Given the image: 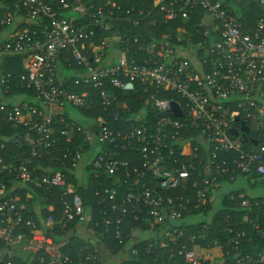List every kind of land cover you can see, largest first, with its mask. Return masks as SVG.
<instances>
[{"label":"built area","instance_id":"1","mask_svg":"<svg viewBox=\"0 0 264 264\" xmlns=\"http://www.w3.org/2000/svg\"><path fill=\"white\" fill-rule=\"evenodd\" d=\"M154 1L149 14L110 0H0V27L13 28L9 34H0V139L4 140L0 151L17 144L29 155L10 163L0 157V176L13 174L20 190L29 186L59 189L63 227L76 219L86 225L92 239L103 225L105 233L113 230L114 238L122 244L120 228L129 217L147 223L149 232L156 225L163 226L164 240L157 246L148 244L144 251L154 256L153 262L168 255L169 260L180 259L181 264H225L232 252L250 241L246 230H236L238 224L229 223L228 217L223 243L215 240L199 245L208 231L207 225H202V234L188 238L190 250L183 245L175 252L173 244L189 232L183 227V216L191 208L199 211L214 203L213 192L225 178L232 185L238 178L262 181L264 177V139L250 138L239 129L235 137L230 133L238 123L264 122V0ZM251 7L258 10L253 24L248 19ZM60 10L72 15L62 16ZM156 13L163 24L180 21L182 26L151 38L134 53L127 37L112 31L121 24L137 28L143 17L149 19L151 14L148 26L156 27ZM18 25L20 29H16ZM196 39L199 42L191 45ZM114 42L121 55L105 62ZM62 56L83 70L74 79V86L81 88L79 93L56 83L61 79ZM14 58L21 61L22 72L17 76L4 70ZM128 84L132 89H126ZM135 85L152 116L143 112L120 122L131 107L116 93H132ZM93 91H97L104 117L85 123L82 116L81 122L65 121L62 113L53 112V107L63 112L66 105L92 110ZM14 95L15 102H11ZM57 123L64 125L59 136L54 132ZM112 123H121L120 128ZM6 129L23 132L8 137ZM77 137L81 142L75 150H62L63 142ZM122 153L137 155L141 170L118 159ZM43 159L61 163L60 169L46 171L41 166ZM61 160H68L74 169L87 162L94 179L100 175L112 178L124 170L125 179L131 180L130 192L119 199L116 189L96 190L100 210L97 221L89 226L91 214L84 211L80 197L67 183ZM188 189L191 196L165 194ZM239 192L240 207L247 212L241 223L264 239L260 214H264V202L252 201L243 190ZM0 197V242L6 247V264H12L18 251L33 254L39 264H99L87 246L82 260L69 261L64 253L66 243L53 242L34 223H26L30 238L24 241L22 223L27 207L7 195L4 182H0ZM10 212L8 221L5 218ZM52 224L48 218L46 226ZM129 253L131 259L138 256L133 249ZM237 264H264V251L239 257Z\"/></svg>","mask_w":264,"mask_h":264},{"label":"trees","instance_id":"2","mask_svg":"<svg viewBox=\"0 0 264 264\" xmlns=\"http://www.w3.org/2000/svg\"><path fill=\"white\" fill-rule=\"evenodd\" d=\"M111 2H115L119 4L122 8H128L130 6L134 7H140L144 8L149 14L153 10V5L151 0H110ZM9 5L13 6V2H9ZM257 10V9H256ZM62 14V16H67L69 12H65L60 10L59 12ZM71 16L72 14L69 13ZM146 16V13H144ZM155 17L158 19L159 23L156 27L150 28L148 26V20L153 18V15L151 14L149 16V19H144L140 22L139 27L137 28H131L127 25H118L114 26L113 32H120L121 35L126 36L128 39V46L129 49L134 53L137 48L147 42L150 41L151 38H159L162 34L172 29L175 31L176 27H181L182 24L180 21H176L174 23L170 24H163L162 22V16L159 14H155ZM12 26L9 27H0V32L6 31V29H11ZM21 26H16V29H20ZM192 29H196L194 27V24H191ZM33 29L38 30V27H33ZM133 29V30H132ZM138 37L137 43L133 42L134 37ZM199 42V39H196V42H193V44ZM95 44L99 43V40L94 41ZM120 47V45H119ZM132 54H128V57H130ZM67 57L62 56L60 60V70L58 71V74H60L61 79L56 81L57 85L60 86V88L66 89L67 91H74L75 93H79L81 91L80 87L74 86V79L75 76L80 73H83V70L76 66L74 62H71V59H69L70 67H68V63L65 62V59ZM5 71L13 73L14 76H17L22 72L21 70V61L19 58H14L11 61H8L4 68ZM13 85L19 86L17 81H13ZM137 86L135 85L134 92H124L119 91L117 92V96L120 97L121 100L128 103V105L131 107V111L127 113L126 115L122 116V121L129 120L131 116L141 115L143 112L149 114V116H152L149 113L148 106L144 102V98L141 99V94H138ZM137 92V93H135ZM19 93V92H17ZM97 91H93L94 96V107L90 111H86L84 109L82 110H76L70 107L71 111L75 112H81L82 117L84 119L88 118H96L97 116H105V113L101 111L99 108V105L97 103ZM16 94V93H15ZM111 113V111L109 112ZM80 114V113H79ZM63 118H65V121H71L72 119L69 118L68 112H64L62 115ZM81 117V115H80ZM121 123H112L111 125L120 128ZM238 124H235V127ZM64 125L63 124H55L54 128L55 130L62 129ZM21 131V129H20ZM23 132V131H21ZM15 135L17 133L15 132ZM258 135V136H257ZM256 138L260 139V134L255 135ZM75 140V142H74ZM72 140L70 143L63 142V149L69 148L71 151L76 149V146L81 142V138H76ZM4 141L2 138L0 139V142ZM65 141V140H63ZM254 143V142H253ZM29 156L28 152L25 147L19 146L17 144H10L5 146L4 151H0V157L4 158L5 162L10 163L16 159L19 158H25ZM50 159V158H49ZM118 159L121 161H127L131 166L134 168L140 169V161L137 155L133 154H126L122 153ZM65 164V172L66 175V181L69 185H71L74 190L76 191L77 195L80 197L82 207L85 212L91 214V220L89 222V226H92L93 221H97V213L100 210L98 207V203L100 199L95 196V191L99 190L102 191L103 189L107 188L109 190L116 189L118 190V198L121 199L123 195H126L130 192V185L131 180L125 179V172L124 170L120 171L118 176L115 177H107L104 175H100L98 179L93 178V172L92 169L89 167L87 168L88 176L86 181L78 182L75 176V169L71 167V164L68 160H61ZM41 166L47 171L49 169L57 170L60 169L61 163L50 162V160L43 159L41 161ZM130 171V170H129ZM41 175V173H37ZM255 179V178H253ZM257 180V179H256ZM227 178H225L226 182ZM0 182H4L6 185V193L11 198L15 199L19 203L26 204V207L31 210L30 212L24 214V221L22 223V233L24 236V241L28 240L30 238L27 230L26 223H34L39 230L40 233L46 235V236H52L54 241L56 243H60L63 241V239L66 237L67 234H71L72 237L68 239V245L65 248V255L68 256L69 261L72 262H78L82 260L87 252L85 250L86 243L85 240L81 239L79 236H76L77 232L80 231L83 226L82 224H79L76 219L73 221H70L65 224V226H61L62 222L64 220V208L62 206V197L60 195V190L56 188H50V189H36L32 186H29L28 188L19 189V186L17 184V181L13 174H4L0 176ZM248 183H250V180H247ZM258 182V180H257ZM80 183V184H79ZM239 191L237 192H224L222 195L216 200L214 203H208L206 208H203L199 211H193L192 208L190 209L189 214L183 216V227H188L189 232L188 234H184L183 238L180 239V241L177 244H173L175 246V252L176 250L180 249L181 246L186 245L188 250L191 249V245L188 242V238L191 235H200L202 234L201 228L202 225H207L208 231L203 235L205 238V242L198 241L199 245H206L211 244L213 241L217 240L220 243H223L227 235L224 233V228L226 227L227 222H225L226 217L229 219V223H237V229H244L246 230L247 238L250 239V241H245L242 243L239 251L237 253H231L229 255L228 260H226L225 264H237V260L239 257L242 256H255L263 253L264 251V239H261V237L251 231L249 227H247L245 224L241 223V216L245 213L241 207H240V201L238 199ZM167 195H184V196H191V190L188 189L186 191L178 190L176 192H166ZM231 196H234V199H230ZM1 198V197H0ZM43 199L46 200L45 204H42ZM259 201L264 202V198H253L252 201ZM218 202V204H217ZM51 206L52 211H49L47 207ZM36 208H39V210H36ZM255 214V211L249 214L250 217H252ZM260 214H262V217L264 218L263 211H260ZM194 215H200L205 220L202 222H192L190 219ZM12 213H8L6 215V220H11ZM116 216V215H115ZM51 217L52 221H54L55 224L52 228V231L50 232L44 222L47 218ZM114 218V216H113ZM1 218H0V225H1ZM60 222V223H59ZM264 227V224L262 225ZM147 223L141 222V221H133L131 218L127 217L123 224L121 225V237H122V244H119L118 241L114 238V232L113 230L105 233V229L103 225H100V227L97 229V232H101V237L98 238L97 241V247H99V251H96L95 255L99 258L103 257V253L107 254L108 257H113L115 259H118L120 255L122 256V253L126 255L127 261L126 264H181L180 259L175 260H169L168 255H165L163 257L157 258L156 262H153L154 256L153 255H146L145 248L148 244H152L154 246H157L158 243L161 240H164L165 236L162 233L163 226L156 225L154 230L152 232H149L147 229ZM145 234L146 236L143 238L138 234ZM99 234V233H98ZM203 239V240H204ZM5 245L0 242V250L4 249ZM100 248H103L102 250ZM135 250L138 254L137 258H132L130 255L131 250ZM93 250V248H91ZM131 259V260H130ZM118 262H120V259H118ZM7 258L5 257L1 264H6ZM12 264H24L19 258H13L11 260ZM30 264H39L36 261V257L30 262ZM44 264H47L45 262ZM100 264V262H99Z\"/></svg>","mask_w":264,"mask_h":264},{"label":"crops","instance_id":"3","mask_svg":"<svg viewBox=\"0 0 264 264\" xmlns=\"http://www.w3.org/2000/svg\"><path fill=\"white\" fill-rule=\"evenodd\" d=\"M154 0H152V5H153V8H154ZM130 7H133V8H135L136 10H141V11H143V12H145L146 10L144 9V8H140V7H134V6H130ZM257 8L256 7H251L250 8V11H249V14H248V19H249V21H250V23H252L253 24V22L255 21V17H256V14L258 13V10H256ZM156 14H158V13H156ZM73 17H77V14H75V15H73ZM12 29L13 28H11V29H6V31H2L0 34H9L11 31H12ZM195 42H196V40H195ZM196 44V43H195ZM195 44H191V45H195ZM188 50V49H187ZM182 54H184L183 52H182ZM121 54H120V52L117 50V45L115 44V42L112 44V47L107 51V58L105 59V62H108L109 61V59H114V58H118L119 56H120ZM185 55V54H184ZM60 76V75H59ZM15 96L16 95H14L13 97H11V99H10V101L11 102H15ZM125 102V101H124ZM125 103H127V102H125ZM128 104V103H127ZM129 106V105H128ZM53 112H55V113H62V115L64 114V112H66V109L64 108V110H63V112L61 111V110H57L56 109V107H53ZM80 113V114H79ZM80 115L82 116V114H81V112L79 111H77V112H75V111H71V113L70 112H68V116H69V118L70 119H72L73 121H80L81 120V117H80ZM95 119V118H94ZM94 119H92V118H88V119H84L83 121H85V123H89V121H93ZM81 122V121H80ZM238 122V121H237ZM247 128H248V132L247 133H244L242 130H241V125L238 123V125L235 127L234 126V130L236 131V129H239V130H241L244 134H245V136L247 135V136H249L250 138H256V134H260V138H262V139H264V122L263 121H259L258 119H254L251 123H249L248 125H245ZM64 130V126L62 127V129H60V130H55V128H54V132H55V136H59V134L61 133V131H63ZM22 131V130H21ZM20 131V129H17V130H13V131H11L10 129H6L5 130V133H6V135L5 136H8V137H15L16 135H15V132L17 133V134H20V133H22ZM230 133H231V131H230ZM231 135L232 136H234L235 137V135H233L232 133H231ZM258 136V135H257ZM254 142H256V141H254ZM254 144H256V143H254ZM90 156H93V152H91V155ZM88 168V166H87V162H85V163H83V164H81L80 166H78V168H75V176H76V179H77V181L78 182H80L81 183V181H86L87 180V174H88V172H87V169ZM242 180H246L245 178H238V181H236L234 184H230L229 182H225V183H223L222 184V186L218 189V190H216V191H214L213 192V196L216 198V200H218V198L222 195V193H224V192H228V191H230V192H236V191H239V190H243L242 188H240V187H238V186H240V182L242 181ZM246 182H247V180H246ZM254 182L256 183L257 181H251L250 183H248V184H254ZM259 183H264V180H263V178H262V181H258ZM79 183V184H80ZM45 202H46V200L45 199H43V201H42V204H45ZM24 204V203H23ZM25 206H26V204H24ZM47 209L49 210V211H52V207L51 206H49V207H47ZM36 210H39V208H36ZM31 210H29V208L27 207V209H26V213H28V212H30ZM49 218H51V217H49ZM48 219V218H47ZM47 219L45 220V222H44V224H45V226H46V223H47ZM51 221H52V219H51ZM62 222V221H61ZM52 226L51 227H47L46 226V228L51 232L52 231V228H53V226L55 225V224H58V223H55L54 221H52ZM60 223V222H59ZM89 224V223H88ZM61 226H63V224L61 225ZM65 226V225H64ZM82 226H83V228L80 230V231H78L77 232V234H76V236H79L81 239H83V240H85V243H86V245H87V247L88 248H93V251H94V253H96V251H99V247L98 248H96L97 247V241H98V238H100L101 237V232H97V230H95L96 231V233H97V236L94 238V239H92L89 235H88V233H87V227H86V225H84V224H82ZM39 231V230H38ZM99 233V234H98ZM42 234V233H41ZM48 237H50L51 239H52V241L53 242H55L54 241V239L52 238V236L50 235V236H48ZM72 237V235L69 233L68 234V236H67V238L64 240L63 239V241H61V242H64V243H66V246L68 245V239L69 238H71ZM56 243V242H55ZM101 250L103 249V248H100ZM87 252V251H86ZM104 255H103V257L102 258H100V264H118V259H120V260H124L125 258H126V255L125 254H123L122 253V256L120 255V257L118 258V259H115L114 258V261L115 262H112L111 260H109V257H108V255L107 254H105V253H103ZM6 257V247L4 248V249H2V250H0V264L2 263V261H3V259ZM15 258H19L24 264H30V262H32V260L33 259H29V258H21V256L19 255H17ZM98 258V257H97ZM99 259V258H98Z\"/></svg>","mask_w":264,"mask_h":264},{"label":"rangeland","instance_id":"4","mask_svg":"<svg viewBox=\"0 0 264 264\" xmlns=\"http://www.w3.org/2000/svg\"><path fill=\"white\" fill-rule=\"evenodd\" d=\"M70 14L68 13L67 14V17L69 16ZM65 109L67 112H70L71 113V109L69 106H65ZM263 180H264V177H263ZM238 181V179L236 180ZM240 188L243 189V191L250 197H253V198H264V183H259V182H254V184H248L246 182V180H242L240 182V186H238ZM218 204V202H217ZM192 220V222H195V223H198V222H202L204 221L205 219L203 217H201L200 215H194L190 218ZM140 235L141 237H145L146 235L145 234H138ZM68 234L66 235V237L64 238V240L67 238ZM17 255L21 256V258H29V259H34V255L33 254H30V253H27V252H23V251H18L17 252ZM109 260H111L112 262H115L114 261V258L113 257H109Z\"/></svg>","mask_w":264,"mask_h":264},{"label":"water","instance_id":"5","mask_svg":"<svg viewBox=\"0 0 264 264\" xmlns=\"http://www.w3.org/2000/svg\"><path fill=\"white\" fill-rule=\"evenodd\" d=\"M132 85L131 84H128L127 86H126V89H132ZM241 130L244 132V133H247L248 132V128L245 126V124L244 123H241ZM231 131V133L233 134V135H236V131L234 130V129H232V130H230ZM254 143H256V142H254Z\"/></svg>","mask_w":264,"mask_h":264}]
</instances>
